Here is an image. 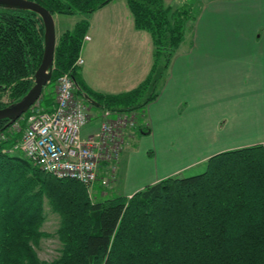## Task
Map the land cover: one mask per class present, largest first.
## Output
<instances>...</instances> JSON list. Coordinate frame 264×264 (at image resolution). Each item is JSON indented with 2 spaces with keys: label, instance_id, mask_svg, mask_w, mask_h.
I'll list each match as a JSON object with an SVG mask.
<instances>
[{
  "label": "trees",
  "instance_id": "obj_1",
  "mask_svg": "<svg viewBox=\"0 0 264 264\" xmlns=\"http://www.w3.org/2000/svg\"><path fill=\"white\" fill-rule=\"evenodd\" d=\"M33 1L53 15L90 16L112 0ZM127 2L135 27L150 32L155 45L146 79L118 94L89 87L81 66L75 65L90 27L84 18L57 40L53 75L38 100L41 110L53 109L58 78L66 71L76 82L78 96L110 111L139 112L158 98L160 83L200 4ZM43 54L41 17L31 10L0 7V108L32 88ZM6 91L11 98L7 104L1 100ZM8 122L0 120V264H264L263 144L216 153L207 159L204 172L170 175L131 196L93 198L85 183L58 178L23 155H13L26 121L19 131H14L15 122ZM95 188L102 189L98 184ZM45 198L61 217L63 248L53 261L41 260L35 249L47 235L40 230Z\"/></svg>",
  "mask_w": 264,
  "mask_h": 264
},
{
  "label": "crops",
  "instance_id": "obj_2",
  "mask_svg": "<svg viewBox=\"0 0 264 264\" xmlns=\"http://www.w3.org/2000/svg\"><path fill=\"white\" fill-rule=\"evenodd\" d=\"M117 1L90 16L76 14L74 22L90 21L80 72L104 94L136 88L154 61L151 33L135 27L127 0ZM196 1L200 12L190 43L176 51L158 98L136 111L138 127L127 136L111 196H131L222 151L264 145V0ZM85 103L90 121L82 134L88 136L109 110Z\"/></svg>",
  "mask_w": 264,
  "mask_h": 264
},
{
  "label": "built area",
  "instance_id": "obj_3",
  "mask_svg": "<svg viewBox=\"0 0 264 264\" xmlns=\"http://www.w3.org/2000/svg\"><path fill=\"white\" fill-rule=\"evenodd\" d=\"M89 38L86 35L84 40ZM84 62L80 55L75 65L82 66ZM55 102L52 110L43 111L37 101L30 113L22 116L25 127L12 150L58 178L79 180L90 189L95 184L109 186L117 178L127 136L138 127L137 112H116L111 117L109 110L99 128L83 136L90 114L85 99L77 95L76 82L68 71L58 78ZM18 120L13 127L19 131L22 120Z\"/></svg>",
  "mask_w": 264,
  "mask_h": 264
},
{
  "label": "water",
  "instance_id": "obj_4",
  "mask_svg": "<svg viewBox=\"0 0 264 264\" xmlns=\"http://www.w3.org/2000/svg\"><path fill=\"white\" fill-rule=\"evenodd\" d=\"M0 7L34 11L41 17L44 24V54L35 72L34 85L19 101L0 108V120L9 119V125L29 111L51 81L58 39L54 15L40 3L33 0H0Z\"/></svg>",
  "mask_w": 264,
  "mask_h": 264
},
{
  "label": "rangeland",
  "instance_id": "obj_5",
  "mask_svg": "<svg viewBox=\"0 0 264 264\" xmlns=\"http://www.w3.org/2000/svg\"><path fill=\"white\" fill-rule=\"evenodd\" d=\"M125 0H118L117 2H124ZM196 2V0H168L169 3H171L174 7H177L183 3L186 2ZM80 15L70 16V15H63L58 14L56 15L55 21H56V30L57 33H62L72 27H74V22L80 18ZM192 27L189 25L187 33L185 35V39L183 41V46H186L190 43V30ZM189 32V33H188ZM59 39V38H58ZM46 91H50L49 87L46 89ZM44 92V91H43ZM1 100L4 103H9L11 101V98L9 96V92H3L1 93ZM14 131H17L15 128ZM13 155H19L22 156V154L18 151L12 150L11 151ZM207 164L206 161L197 164L193 166L192 168L183 171L180 176H190L202 173L206 170ZM112 183V182H111ZM111 183L107 187H102L100 192H98V189L95 188V185L93 188L90 189V195L93 198H96L97 195L100 197L105 196H111L109 194V191L111 190ZM118 195V194H115ZM44 221L40 227L41 232L46 233L47 235L44 237H41L38 244L35 245V249L38 253V256L41 260L45 261H53L61 256L63 244L60 240L58 230L60 228L61 224V217L60 215L54 210L52 204L50 203L49 199H44Z\"/></svg>",
  "mask_w": 264,
  "mask_h": 264
}]
</instances>
